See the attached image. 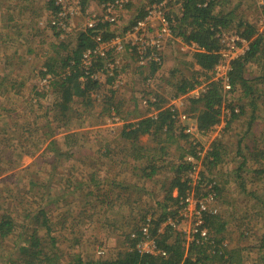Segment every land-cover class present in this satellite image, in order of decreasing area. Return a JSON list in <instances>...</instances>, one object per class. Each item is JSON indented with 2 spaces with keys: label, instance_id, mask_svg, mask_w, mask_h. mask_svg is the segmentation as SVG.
<instances>
[{
  "label": "rangeland",
  "instance_id": "rangeland-1",
  "mask_svg": "<svg viewBox=\"0 0 264 264\" xmlns=\"http://www.w3.org/2000/svg\"><path fill=\"white\" fill-rule=\"evenodd\" d=\"M31 1L35 4V13L27 15L30 18L25 21L15 20V25L7 30L4 20L16 16L22 8L25 14L24 6L27 2L29 4V0H0V49L13 56L0 55V77L7 82L0 86V202L2 210L12 208L11 214L18 224L16 234L23 226L30 229L40 227L26 215L44 207L49 234L55 238L56 249L61 255L58 264L67 263L75 254L84 261L114 259L126 248V236L132 237L136 228L145 226L144 217L157 218L161 214L158 203L163 202L175 177L169 163L178 164L185 159H179L183 151L196 146L201 150V161H198L194 179L197 180L203 172L207 179L216 178L222 187L221 199L213 205L219 208L217 211L227 222L222 233L225 249L242 248L243 264H264V214L260 201L256 199L264 200V183L253 176L254 170L264 165V156H257L264 152V48L261 55L246 64L244 70L252 93L243 92L237 85L222 103L219 123L205 134L197 128L196 114L190 111L189 99L182 98V103H177L176 113H183L188 119L179 121L181 125L175 124V129L191 127L193 130L187 139L157 143L152 136L142 135L134 145L143 147L144 151L149 150V153L137 154V148L122 145L125 142L118 136L123 126L136 123L133 118L147 117L151 113L137 103L141 90L146 92L143 79L147 70L132 64L131 70L127 68V75L133 74V77H127L132 87L124 86L115 92L98 88L94 90L98 96L90 94L92 107L75 98L70 106L76 111V118L65 132L58 129L57 134L51 137L47 133L60 125L59 121H54L52 111L60 95L53 91V87L46 90L37 72L43 64L51 61L56 66L55 79H59L63 71L60 58L76 48L85 18L82 14L76 16L70 31L60 36L48 25L50 10L46 13L44 9L45 2L49 0ZM260 1L216 0L214 12H222L229 17L231 26L225 30L238 33L242 28L239 27L241 22L255 26L264 9V6H259ZM148 2L151 0H137L123 9L126 22L121 26L128 25ZM92 6L96 9L99 5L92 3ZM39 17L41 21H38ZM166 50L171 53L173 62L166 66L168 57L165 51L159 83L154 90L151 89L159 96L160 107L152 114L167 107V99L171 96H180L175 95V86L181 80L191 77L205 80L199 69L187 61V53L181 52L175 42H169ZM35 87L40 90L39 95ZM108 99L109 107H118V124H112L110 120L107 123V114L101 116ZM231 106L237 107L238 111L241 106L243 112L230 122ZM51 141H55L62 154L55 155L49 149ZM107 144L111 154L101 156ZM214 144L218 145L221 160L209 172L204 163L205 158L212 159L209 149ZM161 146L166 147L168 154L151 162V157L160 156L158 148ZM241 155L247 162L246 170L241 173L245 181L242 187L235 171L242 160ZM9 160H14V163L6 165ZM150 163L159 169L155 175L147 177L144 172H150ZM134 166L148 170L143 169L142 172V169L135 170ZM186 177L187 172H183L181 178ZM196 185L191 186L189 194L192 196ZM76 186L78 188L75 189ZM199 186L204 191V186ZM171 194L176 197L177 188ZM168 204L173 208L171 203ZM165 224L163 222L160 226L164 229ZM190 226L191 222L187 220L179 230L171 232L169 240H174L179 233L187 248L191 240ZM36 230L41 241L47 239L44 228ZM28 232L31 233L30 230ZM14 239L0 246V264H4L1 257L8 252L10 257H15L12 253ZM156 249L162 252L157 245ZM145 250L153 251L152 241L146 244Z\"/></svg>",
  "mask_w": 264,
  "mask_h": 264
},
{
  "label": "trees",
  "instance_id": "trees-1",
  "mask_svg": "<svg viewBox=\"0 0 264 264\" xmlns=\"http://www.w3.org/2000/svg\"><path fill=\"white\" fill-rule=\"evenodd\" d=\"M98 3L111 2L113 0H95ZM182 4V16L180 17L177 26L175 27L174 32L177 35L183 36L185 42H194L198 45L199 50L192 55L193 62L199 67V72L205 76V80H198V78H188L181 80L175 86V95L186 94L194 90L201 82H206L205 90L198 97H190V107L191 112L196 114L195 121L197 123V128L205 134L210 131L217 123L220 121L221 106L223 103V87L219 82L211 81L212 75L210 72L217 64L219 56L217 51L219 49L218 39L215 37V33L212 30L213 27L220 26L223 29H227L231 26L230 19L226 15L218 16L215 14L214 9H216L215 2H210L206 7L198 6L204 0H179ZM35 4L31 0L26 3L24 10L29 9L31 13H35ZM85 6V4H84ZM47 11H56L57 8L54 6V0H49L46 6ZM46 11V13H47ZM143 12H140L137 15V18L141 17ZM231 15V14H229ZM19 17V16H18ZM41 17H39L40 19ZM38 21H41V19ZM15 16L10 17L9 19L4 20V28L9 30L15 25ZM17 25V24H16ZM241 31L238 33L250 41L249 49L245 54L234 61H232V69L229 72V84L231 85L230 93L234 91L237 85L243 89V92H249L251 94V85H249L248 80L244 77V70L246 64L255 60L258 55H261L262 49L264 48V33H256L255 26H252L251 23H239ZM38 30V29H37ZM41 33V32H39ZM255 34H257L255 36ZM77 46L71 52H67L66 55L60 58L61 64L60 68L70 66L69 62L73 61L74 64L79 63L82 52L88 47L92 46V40L89 35L85 32H81L77 37ZM0 55H9L1 50ZM5 51V50H4ZM6 52V51H5ZM13 55V54H12ZM10 57H13L9 55ZM8 60V59H7ZM43 67L46 68L48 73L53 74L55 77L57 75L55 63L47 61L43 64ZM42 67V68H43ZM264 70V69H263ZM43 76L44 73L40 68L37 72V76ZM80 72L76 69L75 71L71 70L69 75H66L64 78L60 77L59 79H54L51 81L49 88L46 90H51L60 95V100L56 101L52 107L54 112V121H59L60 125L55 129H51L47 133V136H54L57 134L58 129H67L73 120L76 118V111L70 106V103L75 99H82V102L86 106L91 105L90 93L98 88V86L88 81L85 84H82L79 81ZM4 83H7L6 80H2L0 77V86ZM36 94H40V90L35 87ZM107 103L102 108L100 113L101 116L107 114L109 116V111L112 107H109V99L105 102ZM229 104V103H228ZM116 105L114 107L116 111ZM118 108V107H117ZM230 118L231 122L235 117H238L239 112H243V108L239 106L230 107ZM237 110V112L234 111ZM75 114V115H74ZM174 113L169 110H162L158 113L156 119L144 117L139 119L136 123H128L123 126L121 129L118 139L124 141L122 145H129L132 148H137L136 152H143L144 148L135 146L139 137L142 135H149L160 143L161 141L171 140L176 142L178 139H187L188 135L183 133V129L179 131L175 129V121L172 118ZM228 121V120H227ZM229 122V123H230ZM49 124V122H47ZM228 123V122H227ZM227 125V124H226ZM178 131V132H177ZM73 138V137H72ZM66 140V139H65ZM55 141H51L49 144V149L53 150L55 155L62 154L60 150L56 147ZM54 143V144H53ZM110 145L107 144L103 147V153L101 156H110L111 149ZM160 151V156L151 157V162H154L155 159L161 157V155H166V147L161 146L158 148ZM14 151V150H12ZM149 153L148 151H144ZM184 154H181L179 159H184L187 155L191 154L196 159L199 158L196 151V146L183 151ZM209 154L212 156V159L209 160L205 158L204 165L207 167V170L210 172L216 164L221 160V155L219 153V148L217 144H214L209 149ZM264 156V152L261 151L257 156ZM242 156L241 162L237 165L235 171L238 173L236 175L240 181V186H244L245 181H243L242 174L246 170V158ZM14 160H9L6 165L9 163H14ZM170 169L174 172L175 177L172 179L171 183L168 186L166 194L164 196L163 202H159L158 205L161 207V214L157 218H151V223L149 225V232L152 237H155L157 247L161 248L164 255L157 254L153 255L150 253L139 252L136 248L137 243L140 241V237L143 235L140 228H136L133 232L132 237L128 234L125 238L127 246L121 252L118 253L117 257L114 259H97V260H86L84 261L78 254L72 257L71 260L67 261L65 264H243V256H241V250L238 248H233L226 250L223 242L225 241L222 233L226 227L227 222L220 216L219 212L210 213V209L214 208L219 199H221V190L222 187L216 180V178L207 179L203 172H200V179L197 181V185L194 187V196L200 198L201 200H208L209 197L212 199L208 201V208L202 212V224L197 226V232L193 235L194 240L189 243V246L186 248L184 245V240L180 239L179 233H176L174 240H169L172 237L173 228L170 226L164 227L162 232H157L160 228V225L168 217L178 216V212L182 206L178 205L181 199H184L186 194L191 190L190 179L181 178L183 172H187L192 169L193 165L187 163L184 160L179 161L178 164L169 163ZM150 172H144L147 177H152L155 175L159 169L153 163L148 165ZM148 168H138L134 166L135 170L143 169L145 171ZM5 168H3L2 172ZM253 176L257 179H260L264 183V165L261 164L259 168L255 169ZM262 178V179H261ZM199 185L204 186V191H202ZM78 186L75 187V189ZM174 188H177V196L173 197L171 192ZM257 201H260V207L263 209L264 214V200L261 201L257 198ZM105 202L104 200H102ZM168 203L173 205L169 206ZM177 206V207H175ZM2 205L0 202V246L6 241L14 239V249L12 248L15 257H10L11 254L1 257V261L4 264H58L61 262V255L56 249V240L50 236V228L48 217L46 216V208L42 207L37 211L28 212L26 218H33L35 223H38L40 227L44 228L45 234L48 240L41 241L40 235H38L37 228L30 229L27 226L23 228L16 234L17 231V222L11 214L12 208H7L2 210ZM217 208L216 210H218ZM2 210V211H1ZM147 218H143L142 221L145 224ZM181 219V217L179 218ZM246 228H248L246 226ZM206 229L207 239L204 240L200 236V231ZM31 231L29 233L28 231ZM243 233H241L242 237ZM264 235V234H263ZM243 238V237H242ZM11 253V251H10Z\"/></svg>",
  "mask_w": 264,
  "mask_h": 264
},
{
  "label": "built area",
  "instance_id": "built-area-1",
  "mask_svg": "<svg viewBox=\"0 0 264 264\" xmlns=\"http://www.w3.org/2000/svg\"><path fill=\"white\" fill-rule=\"evenodd\" d=\"M135 1L137 0H113L98 3L93 0V4L97 3L99 5L95 9L91 0H54V6L57 10L50 11L48 25L55 34L62 36L70 31L72 20L82 14L85 18L82 32L89 35L92 40V46L82 52L78 65L74 64L73 61L69 62L70 66L62 69L64 72L62 71L59 78H64L70 74L71 70L75 71L76 69L80 72L79 81L82 84L91 81L100 89L106 88L115 92L127 84V68L135 64L137 68L147 70L143 79V89L145 88L147 93L141 90V94H138L137 103L149 112L151 111L147 117L156 119L157 114L162 110H159L157 114H152L160 107V101L157 93L151 91V89L154 90L159 83L167 44L175 42L180 51L187 53L188 56H192L199 50V47L194 42H185L183 36L174 32L183 12L179 0H153L148 2L136 14L143 12L141 17H133L128 25L121 26L122 23L126 22L122 14L123 9H126L129 4H134ZM213 1L216 0H204L198 6L206 7L207 4ZM259 4V6H264V0H261ZM262 10L255 24L256 33L259 34L264 32V9ZM39 24L41 25L42 22H39ZM119 25L121 29H119ZM212 30L219 43L217 51L219 59L210 72L212 75L211 81L219 82L222 85L224 101L232 88L228 78L232 69L231 63L245 54L249 49L250 41L239 33L225 30L220 26L213 27ZM41 69L44 75L41 77L40 83L45 88H49L55 77L53 74L48 73L46 68ZM206 84V82H201L192 92L180 96H171L167 99L169 104L163 110L173 112L172 118L175 123L181 125L179 121L182 122L188 117L183 113H176L177 103H182V98L184 100L189 99L190 94L191 97H198L204 92ZM92 93V97L98 96L97 92L94 93L93 91ZM234 111L237 112L236 109ZM107 118V123H109V120L112 124H118L120 121L113 107L110 109ZM192 130L191 127L183 128V133L189 135L188 133H191ZM201 134L203 133L201 132ZM196 151L199 156L198 159L191 154L185 157V161L193 165L192 169L187 171L186 177L190 179V183L192 182L191 185L197 184L200 179V176L199 178L196 176L197 180L194 179V174L198 169V161H201V150L196 149ZM211 199L209 197L208 200H201L187 193L185 198L181 199L178 204L182 206L178 216L166 218L164 224L166 223V226L179 230V226L187 220L190 221L189 235L191 240L189 242H192L194 240L193 235L198 231L197 226L202 224V212L210 209L207 204ZM216 209V207L211 208L210 213H216ZM180 217L181 219H179ZM150 223L151 218L146 219L145 226L141 228L143 235L140 237L136 248L139 252L164 255L165 252H159L156 249L155 239H152L153 237L149 232ZM162 229V226H160L157 232H162ZM207 233L206 229H202L200 236L205 240L207 239ZM149 241H152L153 251L145 250V246Z\"/></svg>",
  "mask_w": 264,
  "mask_h": 264
},
{
  "label": "crops",
  "instance_id": "crops-1",
  "mask_svg": "<svg viewBox=\"0 0 264 264\" xmlns=\"http://www.w3.org/2000/svg\"><path fill=\"white\" fill-rule=\"evenodd\" d=\"M152 1V0H151ZM221 1V0H220ZM48 3V2H47ZM47 3L45 2V5L47 6ZM26 5V4H25ZM45 7V6H44ZM263 7V6H262ZM22 10H23V8L21 9V11H19L17 14H16V16H15V20H17V19H22L23 21H25L26 19H29L30 17H28L27 15H31V11L29 10V9H26V10H24L25 11V14H24V12H22ZM44 11H46V8L44 9ZM216 12H218V11H216ZM215 12V14H217ZM225 15V14H223L222 12H218V16H220V15ZM124 15V14H123ZM19 16V17H18ZM166 53H167V57H168V62H166V66L167 65H171V63L173 62L172 60H171V53L169 52V50H166ZM187 61H191L190 62V64H194L195 65V67H197V69H199V67L193 62V59H192V56H189L188 58H187ZM131 68H132V66H130L129 67V70H131ZM127 77H133V74L132 73H129L128 75H127ZM126 87H132L130 84H128V82H127V84L125 85ZM109 91H111V90H109ZM111 92H113V91H111ZM92 93V92H91ZM90 93V94H91ZM93 94V93H92ZM142 118H144V117H137V118H133V119H136V121H138L139 119H142ZM133 121V120H132ZM135 121V122H136ZM131 123V122H130Z\"/></svg>",
  "mask_w": 264,
  "mask_h": 264
},
{
  "label": "clouds",
  "instance_id": "clouds-1",
  "mask_svg": "<svg viewBox=\"0 0 264 264\" xmlns=\"http://www.w3.org/2000/svg\"><path fill=\"white\" fill-rule=\"evenodd\" d=\"M188 93V92H187Z\"/></svg>",
  "mask_w": 264,
  "mask_h": 264
}]
</instances>
